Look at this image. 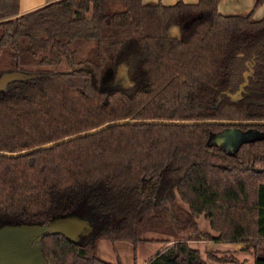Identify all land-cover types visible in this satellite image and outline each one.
<instances>
[{"label":"trees","instance_id":"obj_1","mask_svg":"<svg viewBox=\"0 0 264 264\" xmlns=\"http://www.w3.org/2000/svg\"><path fill=\"white\" fill-rule=\"evenodd\" d=\"M218 1L54 0L19 14L0 0V48L24 74L0 89V152L125 119L263 121L264 18ZM231 127L254 135L228 150L213 137ZM69 213L92 231L44 236L43 264H121L100 258L99 240L136 248L146 232L171 238L143 264H239L188 240L264 246V124H116L0 155V225Z\"/></svg>","mask_w":264,"mask_h":264},{"label":"water","instance_id":"obj_2","mask_svg":"<svg viewBox=\"0 0 264 264\" xmlns=\"http://www.w3.org/2000/svg\"><path fill=\"white\" fill-rule=\"evenodd\" d=\"M61 72L69 71L68 69H61ZM250 69L244 72L246 77L250 73ZM24 76L19 71H7L0 75V89L4 88L6 83L14 78ZM238 94L231 95L236 98ZM126 123H164V124H179V125H194L205 123H220V124H264L263 121L258 120H117L104 123L91 130L79 132L62 139L49 142L30 149H25L14 153H3L0 155L18 156L31 153L41 148L52 147L59 143H63L78 137L96 133L102 129L116 124ZM253 131L239 132L233 131L225 133V148H234L242 140L250 137ZM254 135V132L252 133ZM222 137V136H221ZM229 145V146H227ZM93 229V225L89 218L80 216L77 213H69L62 216H57L45 223H6L0 225V264H43V254L41 240L46 235L63 234L66 238L71 240H78L81 235L88 234Z\"/></svg>","mask_w":264,"mask_h":264},{"label":"rangeland","instance_id":"obj_3","mask_svg":"<svg viewBox=\"0 0 264 264\" xmlns=\"http://www.w3.org/2000/svg\"><path fill=\"white\" fill-rule=\"evenodd\" d=\"M172 28H177V25H171ZM62 65V64H61ZM14 64L12 63L8 48H0V70L13 71ZM239 131L233 127L225 129L217 136L213 137L214 141L221 143L225 147V142L223 141L226 136L225 133ZM250 132V131H249ZM242 133V132H241ZM253 132L250 133L252 135ZM222 136V137H221ZM229 146V145H227ZM232 148H228L231 150ZM182 203V202H181ZM183 206H186L183 203ZM198 230L200 232H208L212 236L216 235V232L212 230L209 226L207 219L203 215H199L197 218ZM147 241L139 243L136 248L133 247L132 243L128 241H116L114 243L106 240L100 239L97 246V251L101 259L107 262L115 263L117 256L121 264H143L160 246L161 239L171 238L169 235H163L160 233L146 232L143 234ZM186 237V234L182 235ZM189 245L200 251L203 258H206L207 252H213L214 254L221 256H233L239 264H253L254 256H264V246L258 247L253 250V248H248L246 245L241 243H233L231 241H218L214 239H191L188 240ZM208 264H234V263H217L211 260H207Z\"/></svg>","mask_w":264,"mask_h":264},{"label":"crops","instance_id":"obj_4","mask_svg":"<svg viewBox=\"0 0 264 264\" xmlns=\"http://www.w3.org/2000/svg\"><path fill=\"white\" fill-rule=\"evenodd\" d=\"M54 0H19V14L42 6ZM143 3L161 2L165 5H171L178 1L185 3H194L197 0H141ZM217 11L224 15L230 14H250L253 19L264 18V0L256 4V0H219ZM161 245V244H160ZM160 247V246H159Z\"/></svg>","mask_w":264,"mask_h":264}]
</instances>
